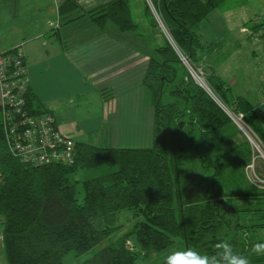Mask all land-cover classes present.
I'll return each instance as SVG.
<instances>
[{"label": "trees", "instance_id": "16d2710c", "mask_svg": "<svg viewBox=\"0 0 264 264\" xmlns=\"http://www.w3.org/2000/svg\"><path fill=\"white\" fill-rule=\"evenodd\" d=\"M152 1L175 43L205 68L219 98L236 111H244L248 123L264 139L253 105L242 96L230 105L228 82L204 62L216 48L204 45L197 28L224 0ZM149 8L147 5L150 15ZM85 14L99 28L108 21L124 31L137 26L129 0H109L87 10L76 0H61L58 25ZM263 25L256 23L252 29ZM156 53L157 57L149 58L143 79L154 107L150 147H112L75 140L74 163L34 164L8 151L0 123V241L8 264H62L70 251L81 254L109 238L118 229L123 210H131L145 221L82 264H137L140 253L167 250L174 246L175 238L209 252L218 239H225L245 254L255 243L264 242L253 236L255 229L264 227V189L253 188L246 181L249 144L230 142L229 134H234L237 126L183 69L170 40L157 46ZM28 103L34 106L32 93ZM190 161H199L207 171L200 181L201 186L208 184L207 193L183 199L182 167ZM92 168L99 170L88 172L83 180V200L79 201L72 176L79 169ZM226 188L235 193L226 192ZM233 197L242 199L240 206L231 208ZM232 210L237 215L235 221L226 217ZM238 213H252L255 218L246 223ZM240 231L244 241L238 236ZM128 238H134L132 247ZM166 259L157 264H166ZM262 262L264 256H252V264Z\"/></svg>", "mask_w": 264, "mask_h": 264}, {"label": "crops", "instance_id": "0c3cea01", "mask_svg": "<svg viewBox=\"0 0 264 264\" xmlns=\"http://www.w3.org/2000/svg\"><path fill=\"white\" fill-rule=\"evenodd\" d=\"M76 1L87 10L109 0ZM137 1L140 21L139 25L135 21L137 27L134 30L124 31L111 24L108 26V23L99 28L89 19L80 25L84 27L74 26L80 23V18L73 20L72 26H63L60 21L59 30L54 29L60 20V0H35L32 8H48L41 26L30 23L21 37L8 42L0 32V52L20 45L23 47L34 104L39 105L40 102L52 110L61 131L76 141L107 146L153 144L154 107L143 84L148 61L144 58L143 46L136 45L135 39L144 42L145 34L157 32L147 13L145 0ZM246 10V4L224 12L217 8L201 22L197 31L205 46L216 45L215 48H218L219 44L215 43L219 42L218 38L206 41L205 29L210 19L215 13H220L222 17L242 15L232 30L230 27L226 29L229 34L227 40L232 44L228 49L233 51L227 59H234L241 79L245 78L242 73L245 69L252 72L251 78L254 72H260V76L264 77V64L260 59V56L264 58V25L256 29H252L256 22L246 25L247 19L252 20ZM20 13L25 14L22 5ZM50 22L55 23L51 25ZM134 32L138 33V37ZM163 43L156 42L155 47ZM244 49L246 53L243 56ZM243 57L244 65L240 62ZM225 63L219 66L220 72ZM209 66L222 77L216 66ZM236 80L237 77H233L226 81L231 87ZM239 96L244 97L241 93ZM249 102L256 111L259 104ZM94 135L96 142L92 141ZM104 135L110 139H105Z\"/></svg>", "mask_w": 264, "mask_h": 264}, {"label": "rangeland", "instance_id": "374dc122", "mask_svg": "<svg viewBox=\"0 0 264 264\" xmlns=\"http://www.w3.org/2000/svg\"><path fill=\"white\" fill-rule=\"evenodd\" d=\"M34 1L35 0H19V1L18 0H0V32H2V34L4 35V37H5L4 40L6 42H8L14 38L21 37L22 36L21 33L24 30H27V25L30 23L33 26H38V27L41 26L42 18L44 17V15L46 13H48V8H41L40 10H36V8L31 7L34 4L33 3ZM42 1H45V0H42ZM129 1H130L132 14H133V19L136 21L137 25H139L140 16H139V11L137 10L139 3L137 0H129ZM241 4H246L247 10L245 12H246V14H248V13L251 14V17H252V20H249L250 19L249 18L245 21L246 25H254L253 23H255V22L256 23H262V25L264 24V0H224V2L221 4L222 6L219 7L218 10H221L222 12H224V10H227L229 8H232V7H237L238 5H241ZM21 5L24 6L25 14L20 13V6ZM147 5H149L148 0H145V6H147ZM149 10L151 12V14L149 15L151 18V22H152V19H153V22H156V24H154V28H155L157 34H150V33L145 34L144 33L145 38H146L144 42L140 41L137 38L135 39L136 45L139 44L141 47L143 46L144 51H142V52H144V58L147 61H149L150 57H157L158 56L156 53V47H155L156 42L160 43V42H164L165 39L169 40V33H168L169 31L164 30L159 25V23L155 17L154 12L150 8H149ZM77 13H80V12H77ZM241 16L242 15H236V16L230 15L227 17H222V15L220 13H215V15H213V18L210 19V21H209L210 23H208L209 26L206 27V29H205L206 38H207L206 41H209L211 38H218L219 42H215V43H217V46L219 44V46L213 52H209L208 60L204 61V62L206 64L209 63L210 65H213L214 67L216 66L218 68V71H219V66L224 61H226V63H225L226 65H224L221 72L219 71L220 75L225 80L231 79L233 77H237V79H238V80H236V83L232 84L230 87V90H229L228 96H227L228 103L230 105H232L234 103V101L237 99L238 95L241 93L242 95H244V97H246L252 103L259 104L258 107L256 108V111H255L256 118H254V119L256 120L259 127H261V130L264 133V77L260 76V72L259 73L254 72V76L251 78L252 72L251 71L249 72V70L245 71L246 70L245 69V70H242V73L245 75V78L241 79V77H238L239 72L237 71L240 69H236V64L234 62V59L233 58L227 59V57L229 55H231L233 51L228 49V47L231 46L232 44H229V41L227 40L229 37V34H227L226 29H228L230 27V30H232L233 25L239 20V18ZM80 19H81L80 23H78L77 25H74V26L84 27V26H80V25L82 24V22H86L87 19H89L90 22H92L87 14L81 16ZM50 23H51V25H53L55 22H50ZM73 23L74 22L68 23L67 21L63 20V26H72ZM107 23H108L107 24L108 26H109V24H111V26L117 27V25L112 21H108ZM59 27H60V25L57 28H59ZM133 34H135V35L137 34V37H138V33L134 32ZM130 41L132 43V40H130ZM209 44L210 43H208L207 45H209ZM19 47L23 48L22 45H20ZM13 48H18V46L13 47ZM245 53H246V49H244L242 51V55L244 56ZM260 53H262V52L260 51ZM187 56L190 58V60L192 62H194L193 58L189 54H187ZM260 59H262V63L264 64V58H261V56H260ZM244 60L245 59L243 57L240 62H243ZM25 61H26V56H25ZM195 63H197V62H195ZM244 64L245 63L243 62L242 65H244ZM183 66H184L183 69L184 70L187 69V71L189 72L188 67L185 66L184 64H183ZM261 74H263V73H261ZM207 79H208L207 81H208V84H209L211 90L216 92L215 86L213 85L212 81L209 80V78H207ZM28 83H29V80H28ZM206 92H208V91H206ZM30 93H31V89H30V85H29V94ZM216 94H217V92H216ZM34 100H35V97H34ZM220 100L225 103V101L223 99L220 98ZM35 101L38 102L37 100H35ZM38 104L41 105V107L43 108L42 110H44V112L51 113L56 120V116L52 112V110L43 106V104L40 102H38ZM219 105L221 106V103ZM34 107L39 108V107H37V103L34 104ZM239 111L244 113V115H245L244 111L238 110L236 112H239ZM230 119H231V117H230ZM245 120L247 122H249L246 119V117H245ZM232 122H233V120H232ZM56 123H57V120H56ZM235 126H237V125L235 124ZM252 129L256 132L254 127H252ZM233 130H234V134H229L230 142H232L234 144L247 142L249 144L248 146L250 148V158L253 159L256 152L253 151L252 146H251V141L249 140V138L247 137L245 132L242 131L238 126H237V128L235 127ZM71 138L75 141L74 137H71ZM104 138L110 139V137H106V135H104ZM261 138H262V136H261ZM92 139H93L92 141H95V142L97 141L96 140L97 138L95 137V135L92 137ZM81 142H83V141H81ZM152 142H153V139H152L151 143ZM90 143L93 144V142H90ZM150 145L152 146V144H149V145L145 144L144 145V144L138 143L137 145H124V146H112V147L146 148ZM247 164L244 167V169H245L244 173L246 176V181L250 182L249 184H251V186L253 188L256 187V188L262 189L260 186L254 185V181L251 178V175H249L246 172ZM257 169H259L261 171V173L264 174V165L261 162H258ZM98 170L99 169H97V168H92L90 170L79 169L76 173L73 174L72 180L74 182H76L77 198L79 199V201H82L83 196H84L83 180L86 179V177L88 176V172H90L91 174H95L98 172ZM205 172H207V171L201 166L199 161L198 162H195V161L191 162L190 161V162L185 163L183 165L182 173H181V184H182L181 194H182L183 199L196 198V197L203 196L205 193H207L206 187L208 184L205 185V183H204L203 186L200 185L201 178L205 175ZM207 182H209V180ZM224 190L226 192H229L230 194L235 193L234 190H229L227 188ZM220 198H225V196H222ZM234 198L235 197H233L231 202H229L232 204L231 208H233V206L234 207L240 206V204L242 203V199H239L236 201V200H234ZM231 213L232 214L227 213L226 217H227V219H231V221H235L237 219V215H236L235 211L233 212V210ZM238 214H240L241 220L245 221L246 223L247 222L251 223L250 219L255 218L252 215V213H248L247 215H245L243 213H238ZM144 221H145L144 217L134 214L131 210L121 211L119 213L118 220H117V225L119 227L110 235L109 238L105 239L102 243L94 246L93 248L89 249L88 251H86L84 253L76 254V252L74 250L70 251L68 254H66L64 256L62 264H82L83 261L92 257L94 255V253H96L99 249H101L102 247L107 245V243H109L110 241H114V240L118 239L119 237L123 236L125 233L129 232L135 225H137L141 222H144ZM233 228H236V227H233ZM255 230L256 231L253 232L254 238L257 237L258 239H264V227H260V228L255 229ZM1 232L2 231H1V224H0V239H2V233ZM231 233H233L235 235L236 232L233 230V232H231ZM234 235H232V236H234ZM238 236L240 237V239H242L244 241V239L242 238L244 236L242 231H240ZM131 239L134 240V238H128V243L132 247V245H134V244H133ZM1 241H0V264H8L6 256H5L4 248L1 246ZM189 247L190 246H188L187 243L185 241H183L182 239L180 240L179 238H175L174 246L168 248L167 250H164L162 252L152 251L148 255H144V254L140 253V257H139V260L137 261V264H157L160 261H162L163 259L167 258L169 253L172 252L173 250L186 249ZM191 248H196V249H200V250L204 251L203 249H201L197 246H194V245ZM260 264H264V262H262Z\"/></svg>", "mask_w": 264, "mask_h": 264}, {"label": "built area", "instance_id": "2783aa9c", "mask_svg": "<svg viewBox=\"0 0 264 264\" xmlns=\"http://www.w3.org/2000/svg\"><path fill=\"white\" fill-rule=\"evenodd\" d=\"M159 25L168 30L160 12L152 0H148ZM59 26L58 22L55 27ZM246 30V28H245ZM169 33V32H168ZM169 40L183 64L188 67L190 77L215 99L231 117L233 122L245 132L255 153L246 166L254 185L264 189V174L257 169L258 162L264 165V139L245 120L242 112L222 102L208 84L205 68L192 62L169 33ZM29 76L23 48H13L0 52V123L8 151L24 162L42 164L48 162L74 163L75 141L64 134L51 113L29 105ZM215 92V93H214Z\"/></svg>", "mask_w": 264, "mask_h": 264}, {"label": "clouds", "instance_id": "9594fccd", "mask_svg": "<svg viewBox=\"0 0 264 264\" xmlns=\"http://www.w3.org/2000/svg\"><path fill=\"white\" fill-rule=\"evenodd\" d=\"M253 255L264 256V242L255 243L245 254L236 251L231 242L218 239L210 252L191 247L173 250L166 264H252Z\"/></svg>", "mask_w": 264, "mask_h": 264}, {"label": "bare ground", "instance_id": "6f19581e", "mask_svg": "<svg viewBox=\"0 0 264 264\" xmlns=\"http://www.w3.org/2000/svg\"><path fill=\"white\" fill-rule=\"evenodd\" d=\"M40 110H42V109H40Z\"/></svg>", "mask_w": 264, "mask_h": 264}]
</instances>
